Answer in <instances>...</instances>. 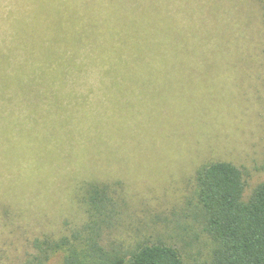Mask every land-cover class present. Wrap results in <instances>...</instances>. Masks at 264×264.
Here are the masks:
<instances>
[{
  "label": "rangeland",
  "instance_id": "obj_1",
  "mask_svg": "<svg viewBox=\"0 0 264 264\" xmlns=\"http://www.w3.org/2000/svg\"><path fill=\"white\" fill-rule=\"evenodd\" d=\"M9 26L42 44L185 54L139 57L123 86L84 88L63 106L38 105L27 74L0 73V264H64L39 246L88 234L90 181L116 203L106 253L162 238L203 259L197 170L232 162L244 198L264 181V0H0Z\"/></svg>",
  "mask_w": 264,
  "mask_h": 264
},
{
  "label": "trees",
  "instance_id": "obj_2",
  "mask_svg": "<svg viewBox=\"0 0 264 264\" xmlns=\"http://www.w3.org/2000/svg\"><path fill=\"white\" fill-rule=\"evenodd\" d=\"M176 48L185 54L182 47L42 44L26 28L9 26L0 28V73L27 74L26 81L39 94L38 105L63 106L84 88L108 93L123 86L118 80L137 68L136 59L175 56ZM196 51L206 57V45ZM195 180L194 213L207 237L203 259L162 238H145L126 252L106 253L101 230L110 224L116 203L110 185L95 181L86 184L88 234L42 240L41 258L53 250L62 253L64 264H264V181L244 198L242 169L224 160L201 166Z\"/></svg>",
  "mask_w": 264,
  "mask_h": 264
}]
</instances>
